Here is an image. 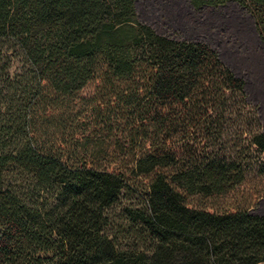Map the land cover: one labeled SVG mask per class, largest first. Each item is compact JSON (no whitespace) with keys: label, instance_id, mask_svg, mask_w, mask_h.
<instances>
[{"label":"trees","instance_id":"16d2710c","mask_svg":"<svg viewBox=\"0 0 264 264\" xmlns=\"http://www.w3.org/2000/svg\"><path fill=\"white\" fill-rule=\"evenodd\" d=\"M189 1L246 7L264 43V0ZM243 85L134 0H0V264L264 262V211L219 201L250 171L264 194Z\"/></svg>","mask_w":264,"mask_h":264},{"label":"rangeland","instance_id":"374dc122","mask_svg":"<svg viewBox=\"0 0 264 264\" xmlns=\"http://www.w3.org/2000/svg\"><path fill=\"white\" fill-rule=\"evenodd\" d=\"M134 5L138 19L152 26L158 33L205 41L239 77L246 73L249 64L246 60L250 58L254 59L259 69H264V48L255 31L253 18L246 7L234 1L218 6L194 7L189 0H134ZM259 156L264 159V153ZM247 176L252 180L246 181L238 189L239 192L219 201L232 202L234 197L238 199L243 195L250 197L251 212L259 211L258 206L264 201V194L250 195V190L258 185L259 178L253 171L248 172ZM242 189L243 192H240ZM132 198L133 194L122 193L117 205L132 201ZM191 199L195 203L200 200L196 196ZM212 201V198L206 199L205 203Z\"/></svg>","mask_w":264,"mask_h":264},{"label":"crops","instance_id":"0c3cea01","mask_svg":"<svg viewBox=\"0 0 264 264\" xmlns=\"http://www.w3.org/2000/svg\"><path fill=\"white\" fill-rule=\"evenodd\" d=\"M256 31V30H255ZM262 47L264 43L261 41ZM250 56V55H249ZM248 68L244 75H241L244 81V91L249 102L256 105L258 118L261 123V129L264 131V69L258 68L254 59H247ZM259 211H264V201L259 203Z\"/></svg>","mask_w":264,"mask_h":264}]
</instances>
